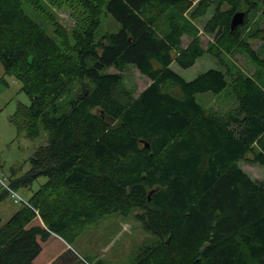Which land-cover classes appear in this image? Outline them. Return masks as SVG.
Segmentation results:
<instances>
[{
	"label": "trees",
	"instance_id": "1",
	"mask_svg": "<svg viewBox=\"0 0 264 264\" xmlns=\"http://www.w3.org/2000/svg\"><path fill=\"white\" fill-rule=\"evenodd\" d=\"M25 1L51 22L56 39L24 12L23 0H0V64L30 98L12 121L29 138L44 131L47 141L8 188L46 182L0 225V264H31L50 236L70 244L105 215L135 209L157 241L133 264H264V181L238 165L264 166V58L242 36L250 12L261 6L264 15V0H217L206 49L184 14L203 16L211 0H73L84 16L69 30L40 0ZM103 12L120 29L96 41ZM236 12L244 21L231 30ZM185 34L192 41L182 48ZM249 37L264 41V30ZM238 51L255 65L253 76L226 67L185 81L170 68H190L203 55L222 65V54ZM127 66L150 80L136 98L124 83ZM227 86L233 111L218 114L195 99ZM8 193L3 187L0 202ZM71 263L87 264L74 257L60 264Z\"/></svg>",
	"mask_w": 264,
	"mask_h": 264
},
{
	"label": "rangeland",
	"instance_id": "2",
	"mask_svg": "<svg viewBox=\"0 0 264 264\" xmlns=\"http://www.w3.org/2000/svg\"><path fill=\"white\" fill-rule=\"evenodd\" d=\"M42 7L53 15V18L65 29H71L84 16L82 9L73 0L66 1L63 5L54 6L46 0H40ZM195 6L199 0H191ZM217 0H211L207 12L196 19L190 18V12L184 14L190 24L197 30V38L201 47L206 49L208 44L213 42L214 34H209L204 30L205 24L212 17ZM24 12L35 21L46 35L56 39L54 28L44 15L34 10L29 3L23 0ZM264 30V15L262 7L259 6L248 14L247 25L242 28V36L249 42L251 48L264 58V41L251 39L249 36L256 29ZM120 25L112 16L103 12L100 19V26L95 32L97 41L106 33H116ZM192 41L189 34L181 38V47L185 48ZM223 64L208 55L198 58L193 66L187 69L180 68L177 64H171L170 68L185 81L194 79L198 74L209 69L225 70L230 67L232 72L240 71L245 75L253 76L257 69L243 52H235L233 55L222 54ZM108 73H115L113 68L107 70ZM264 83V68L259 69ZM125 86L132 92L133 97H137L149 84L150 80L141 75L133 66H127L122 73ZM230 78L227 77V82ZM21 83L6 76L0 64V192L3 190V181L6 185L10 180H15L23 176L30 168V157L35 150L46 144L47 135L42 131L39 136L29 138L23 129H19L12 121L19 105L29 106L30 98L22 91ZM73 90L63 97L59 103L58 115L67 109V103L74 98ZM196 101L205 109L214 110L218 114L233 111L237 107V99L231 93L229 86L222 92L215 94L203 92L195 94ZM239 167L253 180L264 181V166L250 165L239 162ZM46 182V178L37 179L30 188H19L15 196L8 193L0 202V225L6 223L22 206L29 200L34 192ZM138 209L133 210L127 216L120 214L105 215L99 221L87 225L83 232L70 244L68 252L77 260L87 264H93L97 260L105 264H133L137 251L144 246L151 245L157 238L145 231L140 223L136 221L135 215Z\"/></svg>",
	"mask_w": 264,
	"mask_h": 264
},
{
	"label": "crops",
	"instance_id": "3",
	"mask_svg": "<svg viewBox=\"0 0 264 264\" xmlns=\"http://www.w3.org/2000/svg\"><path fill=\"white\" fill-rule=\"evenodd\" d=\"M68 247V244L63 240L52 235L46 242L42 243L40 254L31 264H60L63 258L71 259L73 256L68 252Z\"/></svg>",
	"mask_w": 264,
	"mask_h": 264
},
{
	"label": "water",
	"instance_id": "4",
	"mask_svg": "<svg viewBox=\"0 0 264 264\" xmlns=\"http://www.w3.org/2000/svg\"><path fill=\"white\" fill-rule=\"evenodd\" d=\"M244 21V13L243 12H236L230 21V29L234 30L235 28H237L239 25H241ZM145 147H148V145L146 144ZM149 200V197H148Z\"/></svg>",
	"mask_w": 264,
	"mask_h": 264
},
{
	"label": "built area",
	"instance_id": "5",
	"mask_svg": "<svg viewBox=\"0 0 264 264\" xmlns=\"http://www.w3.org/2000/svg\"><path fill=\"white\" fill-rule=\"evenodd\" d=\"M8 190H9V189H8ZM9 192H11L13 196H15V193H14L13 191L9 190Z\"/></svg>",
	"mask_w": 264,
	"mask_h": 264
}]
</instances>
